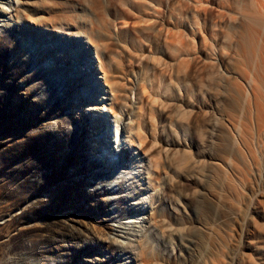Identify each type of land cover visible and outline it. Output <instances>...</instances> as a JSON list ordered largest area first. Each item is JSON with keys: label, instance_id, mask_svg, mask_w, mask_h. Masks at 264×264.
Wrapping results in <instances>:
<instances>
[{"label": "rangeland", "instance_id": "374dc122", "mask_svg": "<svg viewBox=\"0 0 264 264\" xmlns=\"http://www.w3.org/2000/svg\"><path fill=\"white\" fill-rule=\"evenodd\" d=\"M240 1L206 7L214 32L196 13L177 10L191 71L165 95L158 92L147 124L137 118L147 147L125 148L124 154L125 117L111 122L104 143L99 138L105 132L92 131L85 101L66 75L38 55L43 36L0 27V264H235L244 242L235 170L246 167L242 156L249 159L247 150L253 149L230 126L244 120V85L233 76L240 65L234 37ZM122 63L124 71L137 70ZM138 73L130 82L134 87ZM130 97L135 106V95ZM164 110L176 118L170 125ZM139 171L141 189L129 176ZM143 196L149 198L140 212L151 214L150 223L135 237L129 204Z\"/></svg>", "mask_w": 264, "mask_h": 264}, {"label": "bare ground", "instance_id": "6f19581e", "mask_svg": "<svg viewBox=\"0 0 264 264\" xmlns=\"http://www.w3.org/2000/svg\"><path fill=\"white\" fill-rule=\"evenodd\" d=\"M220 2L221 0H0V27L6 30L15 27L23 34L43 36L45 46L37 49L38 55L47 59L44 62H50L48 67L52 64V67L66 75L72 90L78 93L81 101H85L82 110L84 116L90 118L92 131L102 132L101 135L105 132L106 137L99 138L104 143L109 142L106 138H109L111 122L118 123L119 115L125 117L121 127L125 146L120 150L124 154L127 152L125 148L144 150L147 147L148 137L143 126L137 123V118L141 119V123L144 121L147 124L157 95L159 98V93L165 95L182 74L183 77L188 75L189 67L186 65L190 53L179 40L182 36L179 33L182 31L178 28L177 10L181 9L187 14L196 13L198 18L202 17L209 30L214 32L212 18L211 23L206 22L209 13L207 8L218 9ZM236 10L238 26L235 27L234 37L240 65L233 71V76L244 85L242 90L239 89L242 85L238 87L242 92V98L239 91L238 94L242 99L240 104L243 103L244 117L241 116L244 120L240 121L243 122L242 127H238L239 121L238 125L231 122L230 126L241 143L248 148L252 142L253 149L250 147L247 150L249 159L244 154L241 160L252 173L244 171L245 168L241 169L242 164L238 169L235 167L238 164H234L235 175L239 177L242 187L240 190H245L244 194L242 190L239 191L241 194L236 192L241 203L244 242L235 264H264V0H241ZM179 14L180 11L178 17H181ZM198 18L197 21L200 19ZM220 18L222 17L219 20ZM122 62L135 67V73H140V81L137 80L136 87L131 85L134 82L131 81L135 75L134 69L124 71ZM72 66H76L75 72ZM81 84L83 88L80 87ZM131 94L135 95V106L130 104ZM134 109L138 110V114ZM174 119L169 114L165 116L168 125ZM95 141L96 138H93V142ZM177 146L182 147L184 143L179 141ZM170 152L171 149L165 157ZM105 154V160H109L108 165L111 162L108 159L110 151ZM130 154L132 156L135 153ZM142 154L147 162L150 161L144 152ZM187 158L185 156L182 160ZM157 165L153 164V167L157 168ZM142 173L144 171L129 175L139 189L142 186L137 182L140 178L143 179ZM185 179L190 180L188 177ZM252 179L256 189L252 184L253 189L249 185ZM134 187L133 185L130 189ZM172 189L174 191L175 184L171 183L169 191ZM144 190L149 189L146 187ZM131 192L137 194L133 190ZM148 198L143 196L140 201L129 204L130 210L135 213L131 223L136 228L135 234L131 233V236L140 237L139 231H143L150 223L151 214L145 217L140 212L144 210L143 206ZM126 230L125 234L130 235V227ZM167 231L168 229L165 230ZM204 264L220 263L211 261Z\"/></svg>", "mask_w": 264, "mask_h": 264}]
</instances>
